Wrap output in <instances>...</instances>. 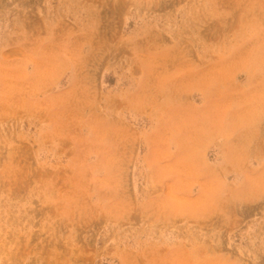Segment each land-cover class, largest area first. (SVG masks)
<instances>
[{"label":"rangeland","instance_id":"obj_1","mask_svg":"<svg viewBox=\"0 0 264 264\" xmlns=\"http://www.w3.org/2000/svg\"><path fill=\"white\" fill-rule=\"evenodd\" d=\"M0 264H264V0H0Z\"/></svg>","mask_w":264,"mask_h":264},{"label":"bare ground","instance_id":"obj_2","mask_svg":"<svg viewBox=\"0 0 264 264\" xmlns=\"http://www.w3.org/2000/svg\"><path fill=\"white\" fill-rule=\"evenodd\" d=\"M248 117V116H247ZM247 117H245V124H247L248 123V120H246L247 119Z\"/></svg>","mask_w":264,"mask_h":264}]
</instances>
